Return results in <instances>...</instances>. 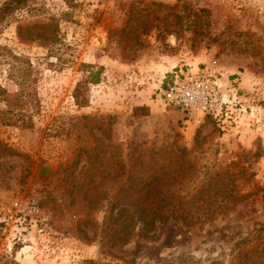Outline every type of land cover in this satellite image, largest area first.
Wrapping results in <instances>:
<instances>
[{"label":"rangeland","instance_id":"rangeland-1","mask_svg":"<svg viewBox=\"0 0 264 264\" xmlns=\"http://www.w3.org/2000/svg\"><path fill=\"white\" fill-rule=\"evenodd\" d=\"M182 2L196 23L178 19ZM204 67L235 104L225 131L161 97L173 72ZM89 71L97 83L84 82ZM79 82L83 106L72 98ZM142 106L145 115L134 112ZM128 143L182 146L198 177L238 161L253 174L238 182L247 197L203 227L170 222L151 238L103 246L104 212H90L73 186L89 154ZM0 144V208L39 207L27 220L0 210V264H262L264 0L27 1L0 21Z\"/></svg>","mask_w":264,"mask_h":264},{"label":"trees","instance_id":"trees-1","mask_svg":"<svg viewBox=\"0 0 264 264\" xmlns=\"http://www.w3.org/2000/svg\"><path fill=\"white\" fill-rule=\"evenodd\" d=\"M27 1L11 0L4 4L0 7V21ZM180 8L182 14L176 15L180 21L197 22L199 14L189 3L182 2ZM22 30L18 29V35L28 37ZM49 31L50 35L45 37L54 42V31ZM42 33L45 32H35L34 38L44 36ZM98 73L89 71L84 82L97 83ZM82 86V82L77 83L72 94L79 106L84 103ZM144 111L143 106L134 108L141 115H145ZM5 151L0 144V154ZM195 174L189 152L182 146L158 152L144 143H128L115 145L107 157L99 152L89 154L80 171L81 180L78 179L73 189L77 199L87 200L90 212H104L95 235L98 242L116 247L135 237L151 238L170 222L189 229L228 215L247 197L238 190V182L253 176L247 175V169L239 167L238 161L230 162L221 171L209 169L202 177ZM241 254L244 253L239 251L237 260Z\"/></svg>","mask_w":264,"mask_h":264},{"label":"built area","instance_id":"built-area-1","mask_svg":"<svg viewBox=\"0 0 264 264\" xmlns=\"http://www.w3.org/2000/svg\"><path fill=\"white\" fill-rule=\"evenodd\" d=\"M220 75L209 67L186 72L180 69L173 72L165 83L160 91L161 97L166 106L182 111L190 120L201 122L209 119L225 131L228 125L235 122L232 119L235 104L229 100L231 95L224 93ZM0 210L8 214L14 212L21 220H27L39 212V207L32 200H15L10 207H1ZM0 221H5V218Z\"/></svg>","mask_w":264,"mask_h":264}]
</instances>
